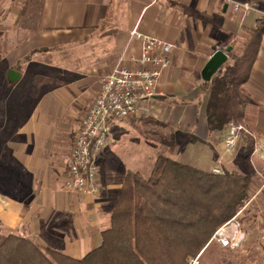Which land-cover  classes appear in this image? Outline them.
Listing matches in <instances>:
<instances>
[{
	"label": "crops",
	"instance_id": "0c3cea01",
	"mask_svg": "<svg viewBox=\"0 0 264 264\" xmlns=\"http://www.w3.org/2000/svg\"><path fill=\"white\" fill-rule=\"evenodd\" d=\"M234 1L264 12V0ZM0 8V30L6 31L0 38L2 61L7 75L10 70L21 74L13 83L7 76L11 88L3 97L0 91L3 235L84 257L101 245L102 233L110 229L127 174L148 177L164 153L204 171L220 167L252 176L247 217L241 221L246 233L241 247L250 250L245 226L264 222V161L258 151L264 140V37L249 80L238 93L239 124L256 135L254 152L246 154L244 139L234 156L225 152L226 129L211 131L206 117L209 91L204 93V88L231 57L241 56L260 14L235 11L227 0H4ZM136 28L175 46L172 65L162 73L154 98L142 101L130 118L107 123L108 140L97 159L99 193L67 191L74 142L100 79L118 64L131 65L141 52V43L131 38ZM219 46L232 51L207 82L203 70ZM44 49L50 51L36 52L26 64L28 69L54 68L55 80L39 94L34 86L22 85L28 73L17 65ZM47 54H65L67 59L56 65L46 60ZM156 139L167 140L169 148L163 150Z\"/></svg>",
	"mask_w": 264,
	"mask_h": 264
},
{
	"label": "trees",
	"instance_id": "16d2710c",
	"mask_svg": "<svg viewBox=\"0 0 264 264\" xmlns=\"http://www.w3.org/2000/svg\"><path fill=\"white\" fill-rule=\"evenodd\" d=\"M263 37L264 16H260L241 56L231 57V63L205 84L211 131L222 132L231 123L239 124L238 93L249 80ZM48 51L30 53L17 67L28 64L36 52ZM41 80L48 84L55 78L41 76ZM249 131L241 137L247 155L254 152L256 142V135ZM251 184V175L227 170L217 174L160 154L148 177L127 174L112 209L111 227L102 233L100 246L76 259L29 238L0 232V264H189L249 201Z\"/></svg>",
	"mask_w": 264,
	"mask_h": 264
},
{
	"label": "built area",
	"instance_id": "2783aa9c",
	"mask_svg": "<svg viewBox=\"0 0 264 264\" xmlns=\"http://www.w3.org/2000/svg\"><path fill=\"white\" fill-rule=\"evenodd\" d=\"M235 11H251L264 16V12L248 3L227 0ZM131 38L141 43L139 56L131 59V65H116L113 70L99 81V90L89 107L74 142L70 168L64 187L67 191L84 195H97L98 183L97 159L103 152L108 140L109 121L120 122L137 113L141 102L154 98L158 94V85L162 73L171 67V54L175 46L164 40L145 34L137 28L131 32ZM217 51H226L218 47ZM250 131L245 125L231 123L224 134L225 152L234 156L239 141ZM264 161V140L259 150ZM221 173L220 168L213 169ZM244 206L237 215L222 225L214 234L213 240L223 249L236 250L246 239V233L240 220Z\"/></svg>",
	"mask_w": 264,
	"mask_h": 264
},
{
	"label": "rangeland",
	"instance_id": "374dc122",
	"mask_svg": "<svg viewBox=\"0 0 264 264\" xmlns=\"http://www.w3.org/2000/svg\"><path fill=\"white\" fill-rule=\"evenodd\" d=\"M0 1H4V0H0ZM0 16L2 17V14H0ZM0 25L2 26V24ZM5 32L6 31L4 30H0V34L5 33ZM3 35L4 34H1L0 38H2ZM221 47L223 49L226 48L224 46H221ZM2 53L3 51L0 49V91H2L1 96L2 95L5 96L9 92V89L11 87L7 82L6 72L8 69L2 61ZM64 55L65 54H62L63 58H61L59 56L47 54L45 58L48 62H51L53 64L56 63V65H58V64H61L62 61L67 59V58H64ZM17 69H19L20 71H23L24 69H26L28 75H26L25 77H27L28 79L33 78L36 80L35 83H32L31 81L32 79H30L29 83L26 84V86H29L30 88L34 86L36 93L38 92L39 94L41 93L42 88L48 86V84L41 83L43 82V80H41V76L42 77H54V73H55L54 68L52 67L45 68L42 66H39V67L37 66L35 68L28 69L26 64L22 65L21 67H17ZM156 140L161 144V147L164 146L163 150L165 148L166 149L169 148V144H167V140L166 142H163L159 139H156ZM179 146L181 147L180 144ZM217 168H220V167H217ZM245 211L246 210H244L239 216L241 221H243L247 217ZM246 222L248 223V221H245V223ZM245 228L247 229V231L249 230L250 236H251L249 239V242L246 244L250 246V250H245V247L243 248L240 247L236 250L229 251V250L221 248L218 245V243L213 240L206 246V248L200 253L198 257H196L195 259H191L189 261V264H264V251L260 247L264 245V222L263 223L250 222L245 226Z\"/></svg>",
	"mask_w": 264,
	"mask_h": 264
},
{
	"label": "water",
	"instance_id": "95a60500",
	"mask_svg": "<svg viewBox=\"0 0 264 264\" xmlns=\"http://www.w3.org/2000/svg\"><path fill=\"white\" fill-rule=\"evenodd\" d=\"M232 51V47H229L226 49V51H217L209 60L207 65L205 66L203 70V78L205 81H210L214 75L226 64L228 61V54ZM8 80L10 83H13L20 79L21 74L10 70L8 72Z\"/></svg>",
	"mask_w": 264,
	"mask_h": 264
}]
</instances>
